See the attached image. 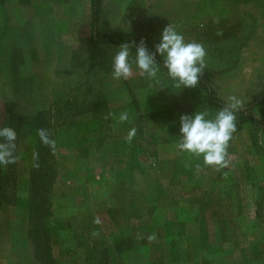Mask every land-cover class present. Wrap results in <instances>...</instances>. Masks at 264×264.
Segmentation results:
<instances>
[{"label": "rangeland", "instance_id": "374dc122", "mask_svg": "<svg viewBox=\"0 0 264 264\" xmlns=\"http://www.w3.org/2000/svg\"><path fill=\"white\" fill-rule=\"evenodd\" d=\"M263 4L100 0L98 27L127 32L155 51L172 24L204 46L215 95L246 104L264 95ZM90 35L91 0L0 7V120L8 101L21 122L15 180L0 196V264H42L26 205L37 111L56 143L44 219L54 264H264V103L237 117L228 165L206 166L176 146L182 114L220 109L201 85L173 88L163 69L159 83L149 81L135 65L130 78L115 80L120 45L93 47Z\"/></svg>", "mask_w": 264, "mask_h": 264}, {"label": "clouds", "instance_id": "9594fccd", "mask_svg": "<svg viewBox=\"0 0 264 264\" xmlns=\"http://www.w3.org/2000/svg\"><path fill=\"white\" fill-rule=\"evenodd\" d=\"M133 45L122 43L112 58L111 76L115 80L128 79L133 75V65L139 70V74L149 81L159 83L161 63L157 62L156 55L162 57V66L167 71V77L172 82V87L194 88L198 85L200 77L206 67V50L197 41H186L175 26L168 24L161 33L159 43L154 44L155 51H150L143 39L135 46V55L132 56L130 49ZM162 88V87H161ZM244 108V102L231 95L223 106L213 115L209 110L196 111L194 114H182L180 116V136L177 148L196 158L203 159V164L215 167L217 170L228 165L227 159L230 141L237 131L236 113ZM109 116L113 115L111 113ZM108 116L105 117L107 119ZM128 119V113L119 115L121 122ZM37 134L42 144L47 146L53 154L56 151L55 140L47 129H37ZM136 134L132 128L126 140L131 142ZM17 134L14 128L9 126L0 127V166L7 167L19 160L16 144ZM264 144V132L261 133L260 141ZM39 153H33V167H39ZM200 166L197 165V168ZM95 223H100L95 220ZM98 233H94L96 235ZM154 239V236H149Z\"/></svg>", "mask_w": 264, "mask_h": 264}, {"label": "trees", "instance_id": "16d2710c", "mask_svg": "<svg viewBox=\"0 0 264 264\" xmlns=\"http://www.w3.org/2000/svg\"><path fill=\"white\" fill-rule=\"evenodd\" d=\"M5 0H0V7ZM100 9V0H91V35L90 39L93 47L104 44L121 45L122 43H130L133 45L132 50L135 51V46L139 44L137 40L131 34L116 30L112 33H102L98 27V16ZM150 50V49H149ZM152 51V50H150ZM157 62L161 63V69L165 70L162 66V58L156 55ZM167 72V71H166ZM199 84L206 93L209 103L221 108L225 103L218 98L214 90L207 79V72L204 70V74L200 77ZM264 103V95L261 98H254L252 101L244 104V108L237 112V117L242 118L248 116L255 106ZM19 118L15 114L14 103L6 101L4 104V112L0 120V127L9 126L15 129L17 134L16 144L18 143V125ZM32 125L33 135L35 136V143L33 147V153H39V167H33V153L30 162V168L28 173L29 195L26 201L28 207V235L34 242V253L36 258L42 264H54V261L49 253V230L45 226L44 219L50 215V203L49 192L51 186L54 183L56 176L55 160L51 150L41 143L37 134V129L44 128L51 134L52 127L44 118L43 111H37L30 119ZM51 138L53 136L51 134ZM15 164L8 165L6 168L0 166V196L1 191L5 186L12 184L15 180ZM1 206V201H0Z\"/></svg>", "mask_w": 264, "mask_h": 264}, {"label": "crops", "instance_id": "0c3cea01", "mask_svg": "<svg viewBox=\"0 0 264 264\" xmlns=\"http://www.w3.org/2000/svg\"><path fill=\"white\" fill-rule=\"evenodd\" d=\"M263 9H264V4H263ZM7 12H8V10H7ZM21 14V13H20ZM19 14V15H20ZM22 14H23V12H22ZM24 15V14H23ZM237 16H239V15H237ZM204 32H207V30H203Z\"/></svg>", "mask_w": 264, "mask_h": 264}]
</instances>
